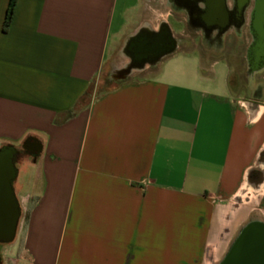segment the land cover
<instances>
[{
  "label": "crops",
  "instance_id": "0c3cea01",
  "mask_svg": "<svg viewBox=\"0 0 264 264\" xmlns=\"http://www.w3.org/2000/svg\"><path fill=\"white\" fill-rule=\"evenodd\" d=\"M8 4L0 148L42 150L18 171L24 212L2 264H219L243 224L264 218V97L237 91L229 58L184 28L160 60L118 73L147 15L171 25L170 9L17 0L4 31Z\"/></svg>",
  "mask_w": 264,
  "mask_h": 264
},
{
  "label": "flooded vegetation",
  "instance_id": "af4514ba",
  "mask_svg": "<svg viewBox=\"0 0 264 264\" xmlns=\"http://www.w3.org/2000/svg\"><path fill=\"white\" fill-rule=\"evenodd\" d=\"M145 1L157 9H170L173 18L183 19L185 31L198 37L203 49L227 56L232 63L231 82L237 91L246 86L248 96L256 99L264 97V0ZM182 40L163 17L156 25L146 21L126 46L125 53L130 61L118 73H129L146 63L160 60ZM38 158L36 142L31 146L27 140L15 147L13 159L17 171ZM0 165L4 172L0 178L5 181V162L0 161ZM260 175L257 172L255 176ZM253 218L264 220L260 216ZM9 243L0 238V244ZM2 262L0 253V264Z\"/></svg>",
  "mask_w": 264,
  "mask_h": 264
},
{
  "label": "water",
  "instance_id": "95a60500",
  "mask_svg": "<svg viewBox=\"0 0 264 264\" xmlns=\"http://www.w3.org/2000/svg\"><path fill=\"white\" fill-rule=\"evenodd\" d=\"M28 142L31 146L36 142L38 151L41 152L42 145L36 139ZM14 152V146L0 150V161L5 162L7 168V180L3 182L0 178V238L6 242L15 240L22 216L14 187L18 177L13 159ZM3 174L0 165V176ZM219 264H264V220L251 218L243 224Z\"/></svg>",
  "mask_w": 264,
  "mask_h": 264
},
{
  "label": "rangeland",
  "instance_id": "374dc122",
  "mask_svg": "<svg viewBox=\"0 0 264 264\" xmlns=\"http://www.w3.org/2000/svg\"><path fill=\"white\" fill-rule=\"evenodd\" d=\"M160 13H162V9L159 10V14ZM147 16H148V18H150L153 21L154 25L157 24V21H158L157 15L150 14ZM170 22H171V25L173 26L174 30L177 33L180 31V29L184 28V22L178 21L175 18H171ZM111 83H112V81L108 80V84H111ZM18 197H19L20 203L22 205L21 197L19 195H18ZM239 200L243 201L244 203H247V205L249 207H255V206H257L258 198H256L254 196V193H252V192H250V193L245 192V193L241 194V196L239 197ZM22 210H23V206H22ZM23 212H24V210H23ZM253 214L254 213H252V216H253ZM0 253L1 254L4 253L6 255V257L9 256L11 254V252H10V249H8V245L0 244Z\"/></svg>",
  "mask_w": 264,
  "mask_h": 264
},
{
  "label": "trees",
  "instance_id": "16d2710c",
  "mask_svg": "<svg viewBox=\"0 0 264 264\" xmlns=\"http://www.w3.org/2000/svg\"><path fill=\"white\" fill-rule=\"evenodd\" d=\"M16 6H17V0H9V4L5 16V22H4V31H8L12 24L15 15ZM80 104H82V100L79 102V105ZM73 114L74 113H68V116L66 118L71 117ZM3 148L4 147L0 148V150H2Z\"/></svg>",
  "mask_w": 264,
  "mask_h": 264
}]
</instances>
